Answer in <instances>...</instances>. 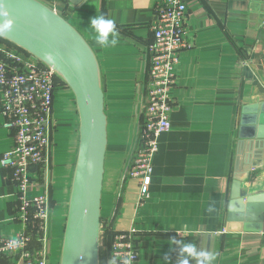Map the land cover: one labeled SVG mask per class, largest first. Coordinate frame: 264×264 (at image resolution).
Listing matches in <instances>:
<instances>
[{"label":"crops","instance_id":"obj_1","mask_svg":"<svg viewBox=\"0 0 264 264\" xmlns=\"http://www.w3.org/2000/svg\"><path fill=\"white\" fill-rule=\"evenodd\" d=\"M183 1L190 47L180 53L175 67L170 129L158 138L144 199L137 183L124 179V170L144 110L141 98L148 68L144 51L152 42L156 0H88L66 10L68 21L93 49L101 71L107 119L101 216L114 220V232L134 229L136 264H180L174 241L211 253V264H264V231L254 227H264V201L261 220L249 231L228 211L241 111L264 103V0ZM103 10L119 32L115 46L95 42L89 23ZM53 117L49 168L44 173L41 166L33 167L27 195H47L50 201V250L54 241L60 245L78 148L74 99L60 84L54 93ZM11 146L0 115V159ZM250 195L264 199V164L240 185V196ZM18 206L9 174L0 166V237L12 238L21 230ZM53 254L50 261L55 262ZM199 259L189 264H198ZM19 263V255L0 256V264Z\"/></svg>","mask_w":264,"mask_h":264},{"label":"built area","instance_id":"obj_2","mask_svg":"<svg viewBox=\"0 0 264 264\" xmlns=\"http://www.w3.org/2000/svg\"><path fill=\"white\" fill-rule=\"evenodd\" d=\"M62 16L58 0H38ZM188 10L183 0H156L152 42L144 51L148 63L144 110L137 121L131 161L124 179L138 185L139 197L148 195L152 161L158 138L170 129V91L175 85L179 55L190 47L185 39ZM53 73L17 48L0 44V115L10 132L12 146L0 159L2 170L16 190L19 202V233L0 237V256L19 255V264H50L51 205L47 195L28 198L31 171L41 166L46 173L51 159L54 93L58 88ZM31 227L36 235L32 246ZM104 239L101 224L100 244ZM133 228L114 232L105 264H136L138 252Z\"/></svg>","mask_w":264,"mask_h":264},{"label":"water","instance_id":"obj_3","mask_svg":"<svg viewBox=\"0 0 264 264\" xmlns=\"http://www.w3.org/2000/svg\"><path fill=\"white\" fill-rule=\"evenodd\" d=\"M65 1L71 8H80L88 0ZM0 40L36 59L73 96L78 117V148L58 264H100L107 119L96 55L68 20L38 0H0ZM262 164L264 103L243 107L239 121L228 211L244 224V231L261 220L264 199L254 195L243 199L240 185L250 171ZM254 227L264 231L259 224ZM211 263L212 260H205V264Z\"/></svg>","mask_w":264,"mask_h":264},{"label":"clouds","instance_id":"obj_4","mask_svg":"<svg viewBox=\"0 0 264 264\" xmlns=\"http://www.w3.org/2000/svg\"><path fill=\"white\" fill-rule=\"evenodd\" d=\"M90 27L95 33V42L101 47L115 46L119 40V32L116 30L114 20L104 15L94 16L90 19ZM179 250L180 264H189L191 259L201 258L198 264H204V260H213L208 252H199L196 248L182 241H174Z\"/></svg>","mask_w":264,"mask_h":264},{"label":"trees","instance_id":"obj_5","mask_svg":"<svg viewBox=\"0 0 264 264\" xmlns=\"http://www.w3.org/2000/svg\"><path fill=\"white\" fill-rule=\"evenodd\" d=\"M57 4H58L57 7L61 10V12H63L62 13V17L65 18L66 20H68V17L66 15V10L68 8L71 9V7L68 5V3L65 0H58L57 1ZM101 13L103 15L104 10ZM0 44L13 46V45H11V44L3 41V40H0ZM19 51L22 54L27 55L24 52H22L21 50H19ZM55 79H56L55 80L56 81V84H60V85L65 86L59 79H57L56 77H55ZM113 222H114V220H112V221L105 220V218H103V217L101 219V224L104 226V239H103V246L100 247V264H105L106 259L108 257V248H109L110 243L112 242V238H113V235H114V231L112 229L113 228V226H112L113 225ZM31 230H32L31 238H32V243H33L32 246L33 247H36V243H35V241H36V235L33 232V227H31ZM62 236H63V233H62ZM61 243H62V237H61V241H60L59 252H60V249H61ZM58 262H59V257H58V259L55 262L54 261H50V264H58Z\"/></svg>","mask_w":264,"mask_h":264},{"label":"rangeland","instance_id":"obj_6","mask_svg":"<svg viewBox=\"0 0 264 264\" xmlns=\"http://www.w3.org/2000/svg\"><path fill=\"white\" fill-rule=\"evenodd\" d=\"M58 6V5H57ZM142 99V101H143V105H144V98L142 97L141 98ZM139 103H140V99H138L137 100V104L139 105ZM144 109V108H143ZM103 206H104V203H103ZM102 214H104V210L102 211ZM51 233H52V231H51ZM51 242H52V235H51ZM59 242H60V239H59ZM58 243V242H57ZM57 243H56V241H54L53 242V250L51 249L50 250V252L52 251L54 254L53 255H55L56 256V258L58 259V257H59V255H60V252H59V247H60V245H59V247L57 246ZM60 244V243H59ZM101 246H103V242H102V245ZM59 253V254H58Z\"/></svg>","mask_w":264,"mask_h":264}]
</instances>
